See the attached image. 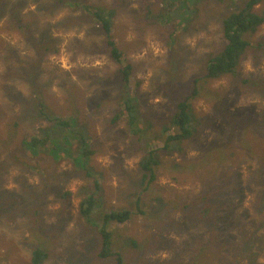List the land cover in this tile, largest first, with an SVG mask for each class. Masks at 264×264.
<instances>
[{
	"label": "rangeland",
	"instance_id": "rangeland-1",
	"mask_svg": "<svg viewBox=\"0 0 264 264\" xmlns=\"http://www.w3.org/2000/svg\"><path fill=\"white\" fill-rule=\"evenodd\" d=\"M68 1L0 0V198L6 194L17 202L6 200L0 211V264H29L32 236L40 244L57 227L55 256L44 264H116L115 256H100L94 220L85 221L78 210L80 189H89L92 178L68 155L32 154L19 144L47 124L35 114L38 94L56 114L65 115L73 106L71 113L88 122L91 171L100 184L98 210L131 211L128 220L109 228L113 252L123 264H264V127L257 123L264 91L243 84L264 80V47L258 44L264 23L234 72L241 80L223 76L211 84L203 78L195 83L209 53L215 55L225 43L223 18L241 8V0H201L198 18L168 24L155 17L163 6L159 0H77L116 7L113 38L131 66L128 89L139 99L143 127L159 131L181 92L196 91L191 102L199 133L181 143L182 153L158 151L157 176L149 182L139 172L147 150H139L120 118L118 65L105 51L100 28ZM256 10L264 15V0ZM175 83L177 91L171 87ZM210 87L222 92V100L205 94ZM255 120L243 128L248 141L239 144L240 129ZM14 123L17 127L8 126ZM163 139L152 141V147ZM246 142L258 152L248 153ZM225 143L237 157L221 164L205 159L207 149ZM203 193L214 195L219 217L193 209L206 203ZM189 212L204 216L214 228L200 219L193 224ZM211 232L223 245L212 246L214 254L198 260L201 249L208 250L204 242Z\"/></svg>",
	"mask_w": 264,
	"mask_h": 264
},
{
	"label": "trees",
	"instance_id": "trees-1",
	"mask_svg": "<svg viewBox=\"0 0 264 264\" xmlns=\"http://www.w3.org/2000/svg\"><path fill=\"white\" fill-rule=\"evenodd\" d=\"M163 6L157 10L155 17L158 21L164 23H171L175 19H180L184 21H189L190 19L198 18V11H201V0H159ZM263 0H241L243 6L239 9L233 10L228 13L222 20V33L225 43L223 44L221 50L212 56L209 53V57L205 62L204 73L200 77H195L194 82L197 83L203 78L202 82H208L219 79L223 76L233 77L237 80L236 72L240 67V62L244 54L250 49L253 44V36L257 31L258 27L264 23V15L262 12H257L256 5L260 4ZM75 7L81 6V11L89 17V19L95 23L105 36V51L108 52L110 58L117 63V75L120 81V118L124 117L127 128L131 135H133L138 142L139 150H147L143 153L139 160V172L143 173V178L147 179L149 182L156 178V167L161 162V157L158 151L172 152L179 150L180 153L183 152L181 143L185 141H193V137L198 132L199 121L196 120V116L193 113L192 97L194 96L193 91L188 95L187 93H182L179 95L178 100L175 105V110L171 115L170 121L167 125H163L160 130H152V127H143L140 124V115L142 114L139 104V99L137 96L131 95V66L125 63L122 58V51L117 46L113 38V18L116 12V7L114 5H94L87 3H80L77 0H70ZM171 38V35L168 36ZM259 45L264 47V39L260 40ZM240 80L241 78L238 77ZM239 80V81H240ZM246 88L256 87L259 91H264V80H247L243 81ZM174 90L177 89V84H172L171 86ZM183 91V90H182ZM124 92V94L122 93ZM214 98L215 96L222 100V97L218 88L210 87L207 88L205 94H209ZM264 93V92H263ZM37 101L35 103L38 108L35 109L36 117L43 119L47 124L45 127L40 128L39 131L28 138L21 139L19 144L32 154H36L40 151L49 152L56 157H62L63 155H68L67 157H72L78 169L83 170L86 175L92 178L93 185L88 189L86 187H81V191L84 194L78 204V210L80 215L89 220H94L91 224L92 227L98 230L102 245L100 248V256L108 257L115 256L116 264H123L122 257L120 254L114 253L112 249V239L110 223H122L128 220L131 216V211L126 208L120 209H110L107 212L99 211L100 209V197L98 191L100 190V184L97 179V173L92 170V165L90 164L91 158L93 156L94 150L90 144V134L89 126L86 120H81L79 116L71 111L76 110L73 106H70V112L65 113V115L56 114L50 106L45 103L41 94H38ZM41 100V101H39ZM70 105L76 106L75 103L71 102ZM77 107V106H76ZM255 121H247L244 126L240 129L242 133H238L239 144L243 141H248L243 132V128L249 124H253ZM259 125L264 127V106L262 108V113L259 121ZM214 124V123H213ZM18 124H10L9 127H17ZM15 137L14 132L10 133V139ZM42 137L43 140H40ZM164 138V139H163ZM162 145L157 147H152V141L162 140ZM10 141V140H9ZM70 145V146H69ZM246 150L250 154H255V147H251L249 143L246 142ZM254 146V144H253ZM264 151V147H262ZM227 143L225 144H215L211 148L207 149L205 153V159L210 160V163L216 162L221 164L225 160L237 157V153L234 151H229ZM72 155V156H71ZM194 168V167H193ZM261 171L264 167L261 166ZM89 172V173H87ZM93 172V174H90ZM192 172V171H191ZM214 176V182L216 183ZM1 189V186H0ZM45 193V192H43ZM69 192L66 191L62 194V197H69ZM201 200L206 203L199 207L197 204L194 210H199L203 213H210L214 216L216 214L217 206L213 203L214 195L203 193L201 195ZM16 199L7 198L6 194H2L0 198V211L6 209L5 201ZM17 203V202H16ZM98 210V211H97ZM97 211L92 218V212ZM187 209L182 210V214L186 215ZM189 220L194 224L197 219L201 220L203 225L210 227V230L214 228V225L204 219V216L199 217L196 213L189 212ZM10 213L9 216H12ZM176 224L181 223V221L175 222ZM39 228V222H37L36 229ZM35 229V230H36ZM34 235V234H33ZM48 239L40 241L39 238L29 240L30 250V263L29 264H44L48 259L55 256L54 250L58 241L60 240V229L53 228L47 231ZM198 241V240H197ZM206 244L207 251H201L198 253V260L205 261L207 257L212 256V246L223 245V241H218L216 232H211L208 240L204 242ZM204 245V244H203ZM68 251L72 250L67 248Z\"/></svg>",
	"mask_w": 264,
	"mask_h": 264
},
{
	"label": "clouds",
	"instance_id": "clouds-1",
	"mask_svg": "<svg viewBox=\"0 0 264 264\" xmlns=\"http://www.w3.org/2000/svg\"><path fill=\"white\" fill-rule=\"evenodd\" d=\"M69 1H70V0H69ZM69 1H68V2H69ZM213 55H214V54H213ZM213 55H212V56H213ZM204 66H205V65H204ZM203 70H204V68H203ZM110 236H111V235H110Z\"/></svg>",
	"mask_w": 264,
	"mask_h": 264
}]
</instances>
